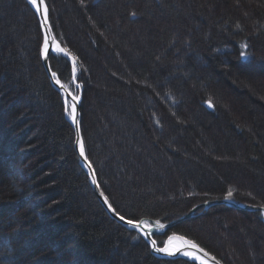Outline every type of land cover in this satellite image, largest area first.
<instances>
[{"label": "trees", "instance_id": "obj_1", "mask_svg": "<svg viewBox=\"0 0 264 264\" xmlns=\"http://www.w3.org/2000/svg\"><path fill=\"white\" fill-rule=\"evenodd\" d=\"M46 2L76 58L86 155L117 212L165 223L229 192L264 206V0ZM43 39L25 0H0V264H193L152 256L98 203ZM50 62L75 90L69 59ZM170 232L223 264H264L259 212L213 205Z\"/></svg>", "mask_w": 264, "mask_h": 264}, {"label": "water", "instance_id": "obj_2", "mask_svg": "<svg viewBox=\"0 0 264 264\" xmlns=\"http://www.w3.org/2000/svg\"><path fill=\"white\" fill-rule=\"evenodd\" d=\"M27 2V0H25ZM47 4V3H46ZM29 6L31 7V5L29 4ZM48 6V5H47ZM32 8V7H31ZM33 9V8H32ZM34 10V9H33ZM37 16V15H36ZM37 19H38V22H39V26L41 25V19L40 17L37 16ZM48 23L50 25V30L48 31L47 33V36H48V40L50 42H53V37H55L54 33H53V30H52V27H51V23H50V20H49V13H48ZM40 29H41V32H42V35H43V38L45 36V31L44 29L41 28L40 26ZM56 38V37H55ZM51 47H57V46H61L59 44V42L57 41V39H55V42L50 44ZM42 49H43V43L41 45V51H40V56H41V62H42V65H43V68L45 69V72L46 74L48 75V78L50 79V82L52 84V86L59 92V94L62 96V99L64 100V97L62 95V92L61 90H59V87L57 85H55L54 83V80L52 79L51 77V72L48 68L47 65H50V60L45 61L44 57L42 56ZM65 50V49H64ZM66 51V50H65ZM61 55H63V53H60ZM69 54V53H68ZM65 56V55H64ZM71 63H73V59H71V56L70 54L68 56H66ZM66 91V89H65ZM81 91L79 90V95H80ZM80 104H81V96H80V101L77 105V118H78V126L77 125H73L71 123V121L69 120V118L65 115L64 113V118L65 120L69 123L72 131H73V149H74V152H75V155L77 156V160L80 164V166L83 168V170L86 172L87 174V178H88V183H89V186L93 192V194L95 195L96 199L98 200V202L101 204L102 208L104 209V211L106 212V214L112 219L114 220L116 223L120 224L121 226H123L124 228L130 230V231H135L134 229L128 227L123 221H121L118 217H116L108 208L107 205L104 204L103 202V198L99 195V193L102 191L101 188H97L95 185H93L91 183V176H92V173L86 168V166H83V160L82 158L79 156V151H78V145H77V141L78 140H82L83 141V138H82V133H81V124H80ZM209 104H211L210 102H207L206 103V108L208 110H211L213 105L211 104V106H209ZM77 128L79 131H77ZM218 204H222V205H225L227 207H230V208H233V209H236V210H244V211H250V212H259L261 213L262 217H263V222H264V206H260V205H251V204H247V203H243V202H236L234 201L233 199L229 198V197H225V198H222V199H215V200H208V201H205V202H202V203H199L195 206H193L189 211H187L183 216H180V217H177L169 222H166V223H160V222H157L155 220H152V219H141V220H144V221H148L151 225H152V232L150 233V236L149 238L146 240L147 243L149 244V251H150V254L156 258H169V259H185L186 261H189L191 263H193L191 260L183 257L182 255V252L183 251H189V252H193L195 253L196 250L195 249H192L191 246L186 243V241H191L190 239L182 236V235H179V234H170L166 237L165 239V242H164V245L163 247H166L168 246L169 244V241H171L172 239H175L177 241H179L182 245L179 247V248H176V249H173V250H170L174 253H176L175 256L173 257H169L165 254H161V253H158L156 251H154L152 249V247L150 246L151 245V241L154 239L153 237L154 236H161L163 234H165L167 231H169L172 227H174L177 223L183 221L184 219L186 218H190L192 217L195 212L197 210H199L200 208H202L203 210H206L208 207L210 206H213V205H218ZM136 232V231H135ZM138 233V232H137ZM139 234V233H138ZM152 234V235H151ZM140 235V234H139ZM142 236V235H141ZM170 237H173L171 240H169ZM157 246L158 243H157ZM201 247V246H200ZM202 248V247H201ZM204 249V248H203ZM206 251V250H205ZM208 252V251H207ZM209 253V252H208ZM199 255H201V259H203L205 261V264H216V261H219L215 256H213L211 253H209V256L208 257H204L202 253H199ZM214 258V259H213ZM195 264H199V262H195ZM219 264H222L220 261H219Z\"/></svg>", "mask_w": 264, "mask_h": 264}, {"label": "snow or ice", "instance_id": "obj_3", "mask_svg": "<svg viewBox=\"0 0 264 264\" xmlns=\"http://www.w3.org/2000/svg\"><path fill=\"white\" fill-rule=\"evenodd\" d=\"M27 3L31 5V7L34 9L35 14L40 17L41 19V28L45 31V36L43 39V49H42V56L44 57L46 63L48 60H51L53 57L59 55L60 53H63V55L68 56V52L65 51L61 46L57 47H51L50 44L55 42V37H53V42H50L48 40L47 33L50 30V25L48 23V13L49 8L46 4V0H27ZM71 59L75 60V57H71ZM50 72L51 77L54 80L55 85L59 87V90H61L62 95L64 97L63 100V108L65 115L69 118L71 123L73 125L78 126V118H77V105L80 101V95L77 91L73 90V87L71 85L66 84L65 82H62L56 71L51 70V65H47ZM73 72L75 73V68L73 69ZM75 89L79 90L81 88V85L78 82L74 81ZM66 89V91H65ZM211 106V104H209ZM77 131L78 128H77ZM78 145V151L79 156L83 160V166H86V168L92 173L91 176V183L95 185L97 188L100 187L98 179L96 177L95 170L93 168V165L91 161L89 160L88 156L85 152V146L82 140L77 141ZM99 195L103 198V202L105 205L108 206L109 210L118 217L121 221H123L128 227L134 229L136 232H138L140 235H142L146 240L149 238L150 233L152 232V225L148 221L144 220H132V219H126L123 215H121L119 212H117L112 205L109 203L108 196L105 195L103 191L99 193ZM232 195L231 192L228 193V196L230 197ZM173 237H170L169 240H171ZM192 249H195L196 252H189V251H183L182 255L183 257L191 260L193 264L195 262H199V264H205V261L201 259V255L199 253H202L204 257H208L209 253L205 251V249L201 248L198 244H196L193 241H186ZM152 249L158 253L165 254L169 257H173L176 255V253L170 251L168 248L163 246H157V242L155 239L151 241ZM214 259V258H213ZM216 264H219V261H216Z\"/></svg>", "mask_w": 264, "mask_h": 264}, {"label": "rangeland", "instance_id": "obj_4", "mask_svg": "<svg viewBox=\"0 0 264 264\" xmlns=\"http://www.w3.org/2000/svg\"><path fill=\"white\" fill-rule=\"evenodd\" d=\"M49 8V7H48ZM58 41V40H57ZM59 42V41H58ZM43 43V42H42ZM59 44H60V42H59ZM42 45V44H41ZM61 45V44H60ZM61 47H62V45H61ZM63 48V47H62ZM71 56V55H70ZM41 57V56H40ZM72 57V56H71ZM70 61V60H69ZM70 63V75H71V78H72V83L74 84V81L75 82H78L77 81V79H76V67H75V60H73V63H71V62H69ZM50 65H51V62H50ZM43 66V65H42ZM75 68V73L73 72V69ZM44 69V68H43ZM51 70H53L52 69V67H51ZM44 71H45V69H44ZM46 73V72H45ZM47 75V74H46ZM47 77H48V75H47ZM49 79V78H48ZM49 81H50V79H49ZM51 83V82H50ZM79 83V82H78ZM52 85V84H51ZM76 90V89H75ZM74 90V91H75ZM98 201V200H97ZM99 203V202H98ZM100 204V203H99ZM101 205V204H100ZM141 220V219H140ZM165 237L166 236H160V237H158V239H160V240H162L163 242H164V240H165Z\"/></svg>", "mask_w": 264, "mask_h": 264}, {"label": "bare ground", "instance_id": "obj_5", "mask_svg": "<svg viewBox=\"0 0 264 264\" xmlns=\"http://www.w3.org/2000/svg\"><path fill=\"white\" fill-rule=\"evenodd\" d=\"M47 3V2H46ZM48 5V4H47ZM50 20V19H49ZM51 23V22H50ZM51 27H52V25H51ZM53 30V29H52ZM64 49V48H63ZM61 55V54H60ZM64 56V55H63ZM66 57V56H65ZM152 235V234H151ZM142 238L145 240V238L142 236ZM155 240H156V242L158 243V240H157V238H158V236H154L153 237ZM166 239V238H165ZM146 241V240H145ZM165 241V240H164ZM146 243H147V241H146ZM148 244V243H147ZM164 245V243L162 244V245H159V246H163ZM182 244L179 242V241H177V240H175V239H172L171 241H169V244H168V246H167V248L169 249V250H173V249H176V248H179L180 246H181ZM148 246H149V244H148ZM223 264V263H222Z\"/></svg>", "mask_w": 264, "mask_h": 264}]
</instances>
